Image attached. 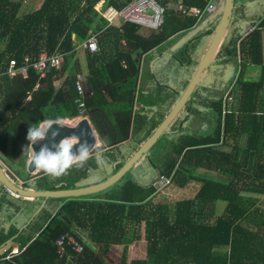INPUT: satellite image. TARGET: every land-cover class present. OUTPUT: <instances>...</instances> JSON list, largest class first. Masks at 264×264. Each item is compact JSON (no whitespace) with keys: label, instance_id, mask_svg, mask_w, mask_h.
<instances>
[{"label":"trees","instance_id":"obj_1","mask_svg":"<svg viewBox=\"0 0 264 264\" xmlns=\"http://www.w3.org/2000/svg\"><path fill=\"white\" fill-rule=\"evenodd\" d=\"M98 1L43 0L38 9L23 11L24 0H0V69L3 71L0 74V151L6 152L10 142L17 152L23 138L28 137L19 125L16 132L10 130L14 120L36 131L44 121L79 115L74 101L77 97L74 79L78 72L83 74L87 88L92 91L86 99V110L98 125L106 128V143L127 135L133 98L142 89L136 98L126 140L89 154L83 161L75 160L58 178L47 173L33 179L25 177L22 189H74L103 181L116 172L181 96V82L186 84L192 78L206 43L220 22L219 17L214 18L171 49L200 20L198 16L177 12L178 0H158L164 4L163 24L158 29L144 30L145 35L134 23L121 21L115 26L102 14L107 5L119 10L130 0H105L101 11L94 8ZM183 2L204 8L207 0ZM235 4L233 0V10ZM239 11L244 14L243 8ZM228 24L229 37L211 65L208 78L214 73L222 78L233 72L240 32L233 15ZM262 28L264 18L249 32L244 45L241 43L254 64H262ZM92 34L97 35L98 51L92 53L83 48L82 61L77 46ZM44 49L49 53L59 51L64 59L58 67L49 64L45 75L40 77L32 64ZM142 53L135 89L139 61L135 56ZM12 58L17 67L30 64L26 76L20 72L12 76L7 72ZM170 61L178 65L182 75L177 87H171L173 78L163 76V81L158 78L159 68L171 64ZM143 66L153 84L142 80ZM63 73L65 86L56 88L54 81ZM19 79L23 80V86ZM207 79L193 89L190 98L182 104V114L159 134L144 152L143 159L113 183L112 193L82 199L55 197L65 202L53 214L42 206L44 201L38 200L39 197L36 201L23 199L17 183L11 182V185L17 187L19 197L1 187V211L11 208L14 213L18 210L31 213L29 217L33 218L22 229L12 226L7 235L0 237V246L7 239L20 241L26 248L21 256H14L18 263L53 264L58 259L55 240L69 232L84 245L82 255L74 264H103L88 243L72 230L74 225L86 232L87 242L100 244L103 253L112 244H122L121 264H127L129 246L141 238L142 231L147 242L146 257L132 260L131 264H264V209L259 206L264 199V71L256 81L240 77L232 86L218 83L219 88L223 87L218 93L213 92L215 89L208 85ZM104 86L109 91H104ZM156 86L171 91L165 99H158L157 107V98L152 93ZM208 87L210 90L205 92ZM228 88L233 91L234 100L230 110L224 112V93ZM203 94H209L204 97L207 101L204 106L211 117L197 105L196 98L201 101ZM104 107L108 108L107 114L117 115L116 124L121 133L118 134L114 122L103 113ZM101 115L105 118H100ZM199 116L207 119L203 122L206 128L189 131L191 128L184 122ZM244 136L246 141L242 145ZM24 150L26 162L28 144ZM159 175L170 178L167 190L172 183L185 188L192 181L199 182V187L190 198L155 204L153 197L158 189L154 180ZM220 201L225 204L217 214L216 205ZM68 252L74 256L70 248ZM6 263V259L0 260V264Z\"/></svg>","mask_w":264,"mask_h":264},{"label":"water","instance_id":"obj_2","mask_svg":"<svg viewBox=\"0 0 264 264\" xmlns=\"http://www.w3.org/2000/svg\"><path fill=\"white\" fill-rule=\"evenodd\" d=\"M233 11V0H226L225 10L220 18L219 25L217 30L213 36V39L206 50L204 56L200 60L199 66H197L192 74V78H190L189 82H187L185 88L180 91L181 96L175 100L173 105L170 108V111L164 118L158 123L152 133L139 144V147L134 150L129 157L125 160L124 164L113 174L108 176L105 180L100 182L91 183V185H86L74 189H59V190H37V189H22L19 188L21 195L31 196L33 198H38L41 196H50V197H64V196H78L84 195L87 193H92L100 190H104L113 185L116 180H118L131 166L138 164L141 159L144 157V152L146 149L154 142V140L159 136V134L169 127V125L176 118L179 110L183 106V102L185 99L190 98V94L193 89L203 80L201 79L203 73L207 68L211 65L212 58L223 38L226 28L229 26L228 21ZM141 54L138 61V74L135 84V89L137 87V82L139 79V73L142 64V56ZM135 109V98H133L132 108L130 112V120L128 124V133L125 137L109 142V143H101L100 145H96L97 140V129L94 128L87 119V117L83 116L79 118L78 122L73 125H67L62 120H53L47 124L46 131L44 132L42 137H37L35 140L31 141V149L34 151L35 156H39L42 150H45V154L58 155L62 151V147L60 141L65 138L72 136L74 137L73 143H71L69 148V153L71 156L81 154L83 152H87L88 155L94 152L106 149L108 147L114 146L118 143L123 142L129 137L131 123H132V115L133 110ZM96 130V131H95ZM79 158V157H78ZM34 163V161H33ZM46 172L43 170H37L34 165H29L28 167V177H37L39 175L45 174ZM0 185L10 188L14 191H17V187L11 185L10 181H7L6 177L3 175L0 170ZM18 192V191H17Z\"/></svg>","mask_w":264,"mask_h":264},{"label":"crops","instance_id":"obj_3","mask_svg":"<svg viewBox=\"0 0 264 264\" xmlns=\"http://www.w3.org/2000/svg\"><path fill=\"white\" fill-rule=\"evenodd\" d=\"M42 1L43 0H27L26 5H25V2L23 4V11H25L26 9L29 10L31 8L32 9H38L40 7ZM235 5H236V9L232 11V15L238 21V28H239V32H240L239 42L237 45V53L238 54H237L236 62H234V64H233V68H232L233 72L229 76L227 74H225L224 77L221 78V81H219V83L222 86H225V85L232 86L233 83L231 84V82L235 83L240 77H242L243 80H252V81L259 80L262 72L264 71V28L261 29L262 34H263V48H262V54H261L262 64L251 63L249 61V55L247 56V53H246L247 52L246 46L244 48L242 47L243 42L247 39L246 37L249 34L247 27L251 24L252 25H258V23H260V21L264 18V0H236ZM240 8H243L244 14H241V11H239ZM229 28H230V25L225 30L223 38H222V40H221V42H220V44H219V46H218V48L214 54L211 65L217 59L218 53L221 50L222 45L224 44L226 39H228V37H229ZM214 34L210 37V39L206 43V47H205L204 51H206L207 48L209 47V45L213 39ZM80 47H81V45L79 44L77 46V49H76L77 53L80 52V50H79ZM202 57H201V59H202ZM211 65L207 68V74H206L207 76L210 75L209 73H211ZM223 72H224V70H223ZM207 76H205V77H207ZM65 77H66V74L63 73L60 77H58L54 81L56 88L65 86V83H64ZM225 78L227 79L226 82H228V83L222 84V81ZM85 84H86V82H85ZM230 88H228L225 91V93H230L231 96H233V91ZM232 99L234 100V97ZM233 100L227 101L225 99V96H224V101H225L224 104H226V102H227V107L229 110L231 108ZM75 119H76V117L66 118V119L62 118L61 120L65 124L70 125L71 123L75 122L74 121ZM58 120H60V119H58ZM50 121H53V120L44 121L45 123L42 122L40 124L41 126L38 128L37 132L44 133L46 131L47 124ZM92 121L90 120L91 123H92ZM75 123H77V122H75ZM92 125H94V124L92 123ZM96 129H98V128H96ZM102 137L97 136V139L100 142L105 140L104 141V143H105L107 141V139H104L105 135L102 134ZM65 138H67V139H65ZM65 138H63L64 140L62 139V142H64V141L70 142V140H68V139H73L74 137L69 136V137H65ZM245 141H246V136H244L241 140L242 145L245 143ZM71 143H73V141L70 142V144ZM8 144H10V146H8ZM60 144H61V141H60ZM7 146H8L7 150L12 147L10 142L7 143ZM28 147H29V152L32 151L31 142H30V145L28 144ZM4 153H6V152L0 151L1 156ZM1 156H0V170L2 169L1 167H2V164H4V163H6L7 165H10V167H11V165L14 166V164H17L19 166L20 165L22 166L23 164H25L24 167H26V165H28L25 162L24 157H23V159H21V161H22L21 162V161L17 160V156L14 155L13 159L15 162L10 163V162H6V158L3 159V157H1ZM78 157H80V155L76 156L75 158H78ZM75 158H73V159H75ZM19 166H17V167H19ZM17 167H16V172H13L14 175L17 174V175H15L16 178H18L20 176V173H18L19 171H18ZM19 168L21 169V167H19ZM8 169H10V168H8ZM18 174H19V176H18ZM1 187L3 188V186L0 185V188ZM198 187H197V189H198ZM181 189H183V188H181ZM196 190H195V192H196ZM23 199H27L30 201H33V200L36 201L38 198L37 197L36 198L23 197ZM48 205H49L48 201H44V203H42V206H45L47 208L49 207ZM56 210L57 209L52 210L53 214L55 213ZM29 215H31V213L20 212L19 210L14 213V210H12L11 208L8 211H4V208L2 211L0 210V237L1 236L4 237L5 235H7L8 231L11 230L12 226H15V227H18L19 229H22L23 224H26L29 222V220H32L33 216H32V218H30ZM69 225H71V224H69ZM73 228H74V226H73ZM74 231L84 241V243H88L89 247L92 248L93 252L103 260V264H121V259H122V255H123V249H124L122 244H112L110 246L108 252L103 253L102 252V246L100 244L87 242L88 238H87V234L85 231L79 230L78 228L76 230L74 229ZM78 232L81 233V236L83 238L80 236V234ZM5 242L19 243V245L21 247V251L16 256H21L22 252L26 248V245H23L20 241L19 242L18 241H11V239H7V240H5ZM5 242H3V244H5ZM146 247H147V242H146V239L144 237V231H142L141 238L137 241H134L129 246L128 254H127V264H131L132 260L146 257ZM57 254H58V252H57ZM78 258L79 257H76L75 255L71 256V254L69 255V257L67 256L64 258H60L59 254H58V259L53 260V264H74L73 262L75 261V259H78ZM0 260H5V259H0ZM33 262L31 261L30 264H34ZM6 264H20V263H18L17 260H15V258L13 257V259L7 260Z\"/></svg>","mask_w":264,"mask_h":264},{"label":"built area","instance_id":"obj_4","mask_svg":"<svg viewBox=\"0 0 264 264\" xmlns=\"http://www.w3.org/2000/svg\"><path fill=\"white\" fill-rule=\"evenodd\" d=\"M226 0H207L204 8L198 7L195 4H187L184 3L183 0L177 1L176 11L183 15H193L198 16L200 20L194 25V27L184 34L178 42L182 41L185 37H189L191 34L202 28L207 22L214 18H218L221 16L225 10ZM102 10V8H101ZM98 10V11H101ZM164 4H162L158 0H130L119 10L113 7V5H108L106 8L105 17L109 20V23H115L116 21H128L138 25L139 30L146 29H158L163 24V15H164ZM103 14V12H102ZM118 19V20H117ZM255 28V25H249L247 27L248 32L252 31ZM81 47L87 49L89 52L98 51V39L96 34H92L89 36L84 42H82ZM173 47V48H174ZM64 59V56L59 51H53L49 53L47 50H42L39 58L32 64L33 67L39 71L40 77L44 76L46 73V67L50 64L54 67L60 66ZM28 60V57H27ZM30 64L27 62L26 64H22L21 66H16V60L14 58L10 59V63H8L7 72L10 75H15L17 72H20L22 75L26 76L28 74V68ZM125 66V64L123 65ZM3 71L0 69V74ZM84 77L81 73H77L74 79L75 88L77 91V97L75 98V102L79 108V114L84 115L85 105L87 97L91 96L92 91L89 90L84 83ZM229 99L232 98L230 93H226ZM225 96V99H226ZM30 99V96H28ZM228 101V100H227ZM225 103V101H224ZM226 108L224 110L228 111L227 102L224 104ZM264 112V106L262 108ZM159 183L161 187L158 189L164 194V190L162 187L167 186L170 183V178L166 175H160ZM5 191L13 194V191H10L5 187ZM55 244L57 246V252L60 258L69 257L68 248L74 252V255L78 257L82 255L84 246L83 244L72 234L69 232H64L60 234L56 240ZM21 251V247L19 243H11L5 242V244L0 246V259L11 260L14 256L19 254Z\"/></svg>","mask_w":264,"mask_h":264},{"label":"rangeland","instance_id":"obj_5","mask_svg":"<svg viewBox=\"0 0 264 264\" xmlns=\"http://www.w3.org/2000/svg\"><path fill=\"white\" fill-rule=\"evenodd\" d=\"M105 0H100V1H98L95 5H94V8L96 9V10H101V8L103 9V7H102V5H103V3H105L104 2ZM24 2H25V5H26V3H27V0H24ZM106 8H108V5H107V7ZM106 8H104V10H103V15H105V12H106ZM27 10V9H26ZM118 20V19H117ZM120 23H121V21H116L115 20V23H111V24H113V25H115V26H118V25H120ZM140 31H143V34L145 35V32H144V30H140ZM174 47V45H172L170 48L172 49ZM208 49V48H207ZM79 50H80V52L79 53H77L78 55H79V57L82 59V57H83V47H80L79 48ZM205 52L206 51H204V53H203V55L205 54ZM202 55V56H203ZM140 56H141V54H139V56L138 55H136L135 57L137 58V59H139L140 58ZM214 57V56H213ZM213 59V58H212ZM82 61H84V59H82ZM166 62V61H165ZM170 63L171 64H169V63H167V65H163L162 66V68H159V75H158V78H161V81H163V79H164V77L165 76H167L170 80H172V78H173V80H172V83H173V85L171 86V87H177L179 84H180V78H182V75L180 74V69H179V67H178V65L177 64H174L172 61H170ZM125 63L123 62L122 63V65H124ZM196 68V67H195ZM195 68H194V70H195ZM217 69V68H216ZM141 71H143V72H141L142 73V80L143 81H145V80H147L150 84H153V81H152V77L150 76V75H148L147 77H146V72L147 71H145V66H143L142 67V70ZM217 71V70H216ZM194 72V71H193ZM193 72H192V74H193ZM218 72V71H217ZM223 73H225V71L223 72ZM207 74V70H205L204 71V73H203V75H202V77H201V79H203L202 81H205L207 78H208V76L206 75ZM210 74V73H209ZM83 75V74H82ZM160 75H162V77L160 76ZM164 76V77H163ZM205 76H207V77H205ZM146 77V78H145ZM20 78V77H19ZM176 78V79H175ZM215 78L217 79V81L215 80ZM226 78L222 81V84H226V83H228V82H226ZM19 81H20V86H23V80L22 79H19ZM218 81H221V76H219V75H217L216 73H214V75H212L211 74V76L207 79V83H208V85L211 87V88H213V89H215L213 92H216V93H218V92H220L222 89H223V87L222 88H219V86H217L216 84H218L219 82ZM84 83H85V80H84ZM185 83H182L181 82V86L183 87V89L185 88V86H186V84L184 85ZM231 84H232V82H231ZM214 85V86H213ZM213 86V87H212ZM228 86V85H227ZM143 87V86H142ZM210 87H208L207 88V90H205V92H207L208 90H210ZM104 91H109V87H103L102 88ZM142 89L141 88H139V90L137 91V94H136V96H135V105L137 104V101H136V98L138 99V97H140V94H141V91ZM150 92L151 91H149V93H147L148 94V96H149V94H150ZM171 91H170V89L169 88H164V87H155V89H154V91H152V93L154 94V96H156V98H157V102H156V104H155V106L157 107V105H159L160 104V101L158 102V99H165L167 96H168V94L170 93ZM222 92V91H221ZM108 93V92H107ZM206 96H209V94H203V97H202V100L200 101V99H198V98H196V101H197V105H200V109L202 110V111H206V114L207 115H209L210 114V112H209V110L207 109V107H205L204 106V104H206V100H204V97H206ZM224 96H226V93H224ZM193 97V96H192ZM232 98H233V96H232ZM229 99L228 98V96H226V100H228V101H232L233 99ZM87 101V100H86ZM161 105H162V103H161ZM204 106V107H203ZM108 110V108H105L104 107V114L106 115V117L107 118H110V120H112L114 123V129L118 132V134L119 133H121V130H120V128L118 127V125L116 124V114L114 115V114H107L108 112L106 111V110ZM170 111V110H169ZM184 111V106H182L181 107V109L179 110V112H178V114H177V116H179V115H181L182 114V112ZM83 116H85V117H87V119L88 120H93L94 118L92 117V115H90L89 114V112L86 110V107H85V112H84V115H81V114H79L78 116H76V119L74 120L75 122H78V120H79V118H81V117H83ZM176 116V117H177ZM210 117H211V115H209ZM91 118H93V119H91ZM100 118H105L104 116H100ZM207 121V119H205L203 116H199V117H193V118H189V119H187L185 122H184V125L187 127V128H191L189 131H194V129H196V131H198L201 127H204V128H206V125H204L203 124V122H206ZM75 122H73V123H71L70 125H73V124H76ZM103 122H104V124H105V119L103 120ZM92 123L94 124V125H92L94 128H98L97 129V136L98 137H102V134H104L105 135V137H104V139H107V136H106V132H107V130H106V128L104 127V126H102V125H98L97 123H96V120L94 119L93 121H92ZM91 123V124H92ZM160 123V122H159ZM69 124V123H68ZM101 124V123H100ZM17 125H19V129H21V131H23L24 133H29V131L30 130H32V127L31 126H29V125H24L23 124V122L22 123H20V122H18L17 123V120H14V121H12L11 122V124H10V130L11 131H14V132H16V127H17ZM40 127V126H39ZM38 127V128H39ZM101 127V128H100ZM38 128L36 129V131L38 130ZM203 128V129H204ZM164 133V132H163ZM42 135L41 136H38V137H42L43 136V134L44 133H41ZM13 138V137H12ZM37 138V137H36ZM103 138V137H102ZM68 140H70V142H72V141H74V138L73 139H68ZM108 140V139H107ZM97 141H98V139H97ZM105 141V140H104ZM104 141H102V142H100V141H98V142H96V144H95V146L96 145H100L101 143H104ZM30 142L31 141H29L28 142V138H27V136H25L24 138H23V142H22V144L20 145L21 147H20V150L19 151H17V152H15V151H13V143L11 144V148L10 149H8V150H6V153H4L1 157H3V159L4 158H6V162H10V163H13V162H15L14 161V159H13V156L14 155H16L17 156V160H19V161H21V159H23V153H24V149L27 147V144H29L30 145ZM64 142H62V140H61V144H63ZM8 146H10V144H8ZM31 152V151H30ZM75 156V155H74ZM81 156V155H80ZM73 157V156H72ZM77 159H79V158H75V159H73V161H75V160H77ZM142 160V159H141ZM22 162V161H21ZM6 165V166H5ZM17 166H19V165H17V164H14V166H12L11 165V167H10V165H7L6 163H4V164H2V169H1V171H2V173H4V176L6 177V179H8V180H10V181H12L13 183H17V185H18V187H23V185H24V180H25V177H28L27 175V172H28V167H29V164L28 165H26V167H24V164L21 166H19V167H21V169L19 168V167H17ZM16 167H17V169H18V173H20V176H19V174H18V178H16V176L15 175H17V174H15L14 175V173L13 172H16ZM8 168H10V169H8ZM13 170V171H12ZM124 177H126V175L124 176ZM31 179H33V177L31 176L30 177ZM114 185H115V183H114ZM114 185L113 186H111V188H108V189H106V190H100V191H96V192H92V193H87V194H84V195H78V196H71L72 198H76V197H79V199H82V198H87V197H101L102 195H105L106 193H107V195L109 194V193H112L111 191H112V189L114 188ZM160 185H162V183H160ZM199 186V182H196V181H192V182H190L189 183V185H187L185 188H183V189H181V188H178V187H176V186H174L173 185V183H172V185H171V187L167 190L168 192L167 193H164V194H162V192L159 190V193H157V194H155L154 195V202H155V204L156 203H158V202H167V203H173L174 201H176V200H178V199H183V198H190V197H192V195L195 193V190L197 189V187ZM163 188V187H162ZM8 190H10V191H12V189H10V188H7ZM158 189H159V187H158ZM4 191H5V189H4ZM106 192V193H105ZM113 195V194H112ZM54 198V200L52 199V197H50V196H41V197H39V199L38 200H40V201H48V203H49V209L52 211L53 209H56V207L57 206H59V205H61L63 202H65V196H64V199L63 200H59V199H57V198H55V197H53ZM63 198V197H62ZM40 201H37V203H39ZM63 201V202H62ZM224 204L225 203H222V202H220L219 204H217L216 205V213L217 214H220V212L223 210V206H224ZM259 206L260 207H262L263 209H264V199H262L261 200V202L259 203ZM38 211L39 210H37V211H35V213H38ZM30 218H32V217H30ZM74 226V225H73ZM69 228H71L70 226H68ZM142 228H143V225H142ZM76 230L77 228L74 226V228H72V230ZM79 234H80V236H81V233L80 232H78ZM82 237V236H81ZM83 238V237H82Z\"/></svg>","mask_w":264,"mask_h":264},{"label":"clouds","instance_id":"obj_6","mask_svg":"<svg viewBox=\"0 0 264 264\" xmlns=\"http://www.w3.org/2000/svg\"><path fill=\"white\" fill-rule=\"evenodd\" d=\"M221 16H219V19L221 18ZM212 20H210V21H212ZM209 22H207V23H209ZM41 135L42 134L40 132L30 130L27 138L30 141H33V140H35L36 137L41 136ZM70 146L71 145H70L69 141H64V143L61 145L62 151L58 155H52V154L46 155L45 150H42L39 156H35L34 151H31L27 154L26 163L29 165H32V166L34 165V167L37 170H43L47 174L58 178L61 175L65 174L66 170L69 169L70 166L74 162L73 157L69 153ZM87 157H88V153L83 152L81 154V156L79 157V159L81 161H83ZM33 161H34V163H33ZM3 175H4V173H3ZM8 181H10V180H8ZM10 182H12V181H10ZM13 185H14V183H13ZM18 188H23V187H18ZM3 189H5V186H3ZM12 191H13V194H11V195H13V196L16 195L15 197L20 196V194L17 191H14V190H12ZM8 194H10V193H8ZM24 197L29 198L31 196L24 195Z\"/></svg>","mask_w":264,"mask_h":264},{"label":"flooded vegetation","instance_id":"obj_7","mask_svg":"<svg viewBox=\"0 0 264 264\" xmlns=\"http://www.w3.org/2000/svg\"><path fill=\"white\" fill-rule=\"evenodd\" d=\"M150 64H152V61L150 62ZM159 177L160 175L157 177V179L154 180V185L155 187L158 189V187L160 188V183H159ZM163 190L166 191L167 190V186L163 187ZM157 193H159V191H157Z\"/></svg>","mask_w":264,"mask_h":264},{"label":"bare ground","instance_id":"obj_8","mask_svg":"<svg viewBox=\"0 0 264 264\" xmlns=\"http://www.w3.org/2000/svg\"><path fill=\"white\" fill-rule=\"evenodd\" d=\"M65 139H67V138H65ZM64 140V139H63ZM82 154V153H81ZM81 154H78V155H75V156H73V158H75L76 156H79V155H81Z\"/></svg>","mask_w":264,"mask_h":264}]
</instances>
